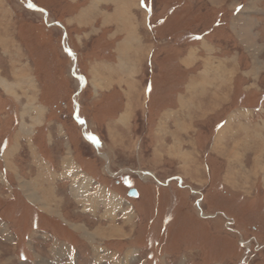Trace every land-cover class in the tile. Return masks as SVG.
<instances>
[{
  "label": "rangeland",
  "instance_id": "rangeland-1",
  "mask_svg": "<svg viewBox=\"0 0 264 264\" xmlns=\"http://www.w3.org/2000/svg\"><path fill=\"white\" fill-rule=\"evenodd\" d=\"M0 264H264V0H0Z\"/></svg>",
  "mask_w": 264,
  "mask_h": 264
},
{
  "label": "crops",
  "instance_id": "crops-1",
  "mask_svg": "<svg viewBox=\"0 0 264 264\" xmlns=\"http://www.w3.org/2000/svg\"><path fill=\"white\" fill-rule=\"evenodd\" d=\"M136 4V2L134 3V5ZM125 3H123V5H122V9H124L125 8ZM137 5V4H136ZM135 5V6H136ZM125 14V13H124ZM127 15H130L131 17H134V13H132V12H130L129 14H127ZM126 17H128V16H126ZM134 25V24H133ZM135 33H136V30H131V32H130V36L132 35L133 37L132 38H134L135 37ZM132 40V39H131ZM130 43V42H129ZM173 109V108H172ZM172 109H170V110H172ZM166 117V116H165ZM178 124H179V122H178ZM218 128V127H217ZM221 128V127H220ZM222 130H220V132H221ZM217 138L216 139H214L215 141H214V143L213 144H216L218 141L220 142V137H222L221 136V133L220 134H218L217 136H216ZM215 150H216V148H215ZM216 152L217 153H219V151L218 150H216ZM220 154V153H219Z\"/></svg>",
  "mask_w": 264,
  "mask_h": 264
},
{
  "label": "bare ground",
  "instance_id": "bare-ground-1",
  "mask_svg": "<svg viewBox=\"0 0 264 264\" xmlns=\"http://www.w3.org/2000/svg\"><path fill=\"white\" fill-rule=\"evenodd\" d=\"M136 5V4H135ZM125 9V8H124ZM125 11V10H124ZM71 167V166H70ZM74 169V168H73ZM74 176H75V174H74ZM75 178H77V177H75ZM77 181H79V180H77ZM81 181H83V180H81ZM79 182V183H82V182ZM85 183V182H84ZM90 184V183H89ZM85 185H87V184H85ZM86 187V186H85ZM79 188V187H78ZM84 188V187H83ZM74 189H76V187H74ZM77 191V190H76ZM79 191V190H78ZM101 194H103L102 193V190H101V192H100ZM33 197V196H32ZM34 198V197H33ZM35 200H36V198H35ZM108 201V200H107ZM107 201H105V206H106V204H107ZM110 212V211H109ZM110 231H111V233H115V232H117V233H119V231H120V229L119 228H117L116 226H111L110 228Z\"/></svg>",
  "mask_w": 264,
  "mask_h": 264
},
{
  "label": "water",
  "instance_id": "water-1",
  "mask_svg": "<svg viewBox=\"0 0 264 264\" xmlns=\"http://www.w3.org/2000/svg\"><path fill=\"white\" fill-rule=\"evenodd\" d=\"M128 194H129L130 196H136V190H135L134 188H130V189L128 190Z\"/></svg>",
  "mask_w": 264,
  "mask_h": 264
}]
</instances>
